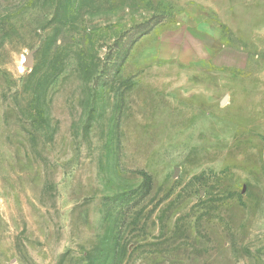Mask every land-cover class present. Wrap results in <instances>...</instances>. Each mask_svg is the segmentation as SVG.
<instances>
[{
	"label": "rangeland",
	"instance_id": "obj_1",
	"mask_svg": "<svg viewBox=\"0 0 264 264\" xmlns=\"http://www.w3.org/2000/svg\"><path fill=\"white\" fill-rule=\"evenodd\" d=\"M0 264H264V0H0Z\"/></svg>",
	"mask_w": 264,
	"mask_h": 264
},
{
	"label": "bare ground",
	"instance_id": "obj_2",
	"mask_svg": "<svg viewBox=\"0 0 264 264\" xmlns=\"http://www.w3.org/2000/svg\"><path fill=\"white\" fill-rule=\"evenodd\" d=\"M225 100V99H224Z\"/></svg>",
	"mask_w": 264,
	"mask_h": 264
}]
</instances>
